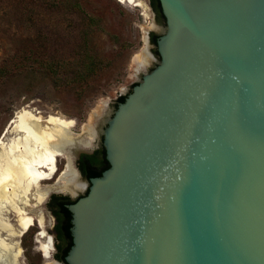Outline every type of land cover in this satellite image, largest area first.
<instances>
[{
  "label": "water",
  "instance_id": "95a60500",
  "mask_svg": "<svg viewBox=\"0 0 264 264\" xmlns=\"http://www.w3.org/2000/svg\"><path fill=\"white\" fill-rule=\"evenodd\" d=\"M159 3V59L104 118L62 264H264V0Z\"/></svg>",
  "mask_w": 264,
  "mask_h": 264
},
{
  "label": "rangeland",
  "instance_id": "374dc122",
  "mask_svg": "<svg viewBox=\"0 0 264 264\" xmlns=\"http://www.w3.org/2000/svg\"><path fill=\"white\" fill-rule=\"evenodd\" d=\"M140 1L142 5L121 0H0V156L11 138L6 129L26 109L43 117L52 114L73 120L69 132L74 147L69 151L79 170V155L99 145V129L118 97L127 95L142 73L159 59L150 33L159 35L164 19L155 12L151 0ZM143 47L152 58L145 69L135 72L131 60ZM100 108L103 112L93 125L96 131L92 144L75 154V143L88 137L85 126ZM65 164L66 154L61 153L56 172L40 181L41 190L51 189L45 200L37 205L34 190L29 194L27 209L35 224L13 238L2 235L13 244L11 253H19V264L63 262L55 257V220L49 201L56 195L76 199L88 187L87 178L81 174L86 186L75 193L51 188L57 185ZM40 215L43 228L37 219ZM9 216L18 230L17 217L12 211ZM42 229L44 236L39 235ZM48 236L53 244L49 260L40 249Z\"/></svg>",
  "mask_w": 264,
  "mask_h": 264
},
{
  "label": "bare ground",
  "instance_id": "6f19581e",
  "mask_svg": "<svg viewBox=\"0 0 264 264\" xmlns=\"http://www.w3.org/2000/svg\"><path fill=\"white\" fill-rule=\"evenodd\" d=\"M142 5L140 0H121ZM146 42V39H144ZM152 56L143 47L142 51L132 57L131 64L135 72L142 71L150 62ZM105 103L101 107H104ZM102 108L92 114L85 129L87 138H80L75 143V154L92 144L95 137L94 123L102 114ZM73 120H67L60 116L48 115L43 117L29 110H22L12 120L6 131L11 133L9 144L0 156V264H19V253H11L13 244L4 240L2 235L13 238L21 235L35 224V218L29 214V194L34 190L35 204L45 200L49 190H41L40 181L50 179L57 170V156L66 154V164L56 189L66 188L72 193L85 188L86 184L80 179L78 170L74 165L73 154L69 151L73 146L74 138H70L69 129ZM5 134L6 135V132ZM3 135V137H4ZM77 139V138H76ZM3 141L0 139V145ZM74 147V146H73ZM74 154V155H75ZM62 181V182H61ZM32 196V195H31ZM31 198V197H30ZM12 211L17 217L18 230L10 220L9 212ZM38 223L43 228V217L38 216ZM44 236L45 230L39 232ZM40 249L48 260L53 249L52 237L41 242ZM10 252L11 254L5 256ZM46 264H62L59 261L50 260Z\"/></svg>",
  "mask_w": 264,
  "mask_h": 264
},
{
  "label": "trees",
  "instance_id": "16d2710c",
  "mask_svg": "<svg viewBox=\"0 0 264 264\" xmlns=\"http://www.w3.org/2000/svg\"><path fill=\"white\" fill-rule=\"evenodd\" d=\"M151 4L155 10V12L163 17V14L161 12V7L159 0H151ZM158 35L154 34L153 32L150 33V41L154 45H156V40H157ZM154 53L158 56V52L156 49L153 50ZM126 95H120L118 97V102H122L124 100ZM97 151L95 153H83L81 155L80 160H78V168L83 174L84 177L87 179L93 176H99L101 172L106 169L109 164L106 163L103 168H100L101 162H106V157H99L97 156ZM105 154V151L103 149V155ZM52 198H57L61 199L63 201H66L67 203H71L74 200H71L68 196H53ZM63 202H60L56 208H53V213L56 216L57 223L55 225V228L57 229L58 236L56 237V242L55 247L57 249V252L55 253V257L59 259L60 261H64V256L66 255L69 247L72 244V241L66 246H63L62 244V232L70 236V226H71V213L68 210V208L65 206V204H62ZM61 250V254H59V251Z\"/></svg>",
  "mask_w": 264,
  "mask_h": 264
},
{
  "label": "flooded vegetation",
  "instance_id": "af4514ba",
  "mask_svg": "<svg viewBox=\"0 0 264 264\" xmlns=\"http://www.w3.org/2000/svg\"><path fill=\"white\" fill-rule=\"evenodd\" d=\"M151 3V2H150ZM163 19H164V16H163ZM164 23H165V19H164ZM164 23H163V25H164ZM156 50H157V48H156ZM158 52V51H157ZM158 57H159V54H158ZM117 104H118V100H117V102H116V105H115V108H116V106H117ZM115 108H113V110L115 109ZM101 135V137H102V134H100ZM103 149H104V147H103V145H102V139L101 140H99V145L93 150V151H91V152H89V153H95L96 151H97V156H99V157H106V155L104 154L103 155ZM104 151H105V149H104ZM83 153H81L80 155H79V157H78V160H80V158H81V155H82ZM106 163H108V161H107V159H106V162H101V164H100V168H103V166H105V164ZM78 161H77V166H78ZM109 164V163H108ZM80 174H82V173H80ZM83 175V174H82ZM56 196H66V195H56ZM71 200H74L72 197H69ZM60 202H63L62 204H66V201H63V200H61V199H57V198H51L50 199V201H49V206H50V208H51V210H53V208H56L57 207V205L60 203ZM52 213H53V211H52ZM53 215H54V233H55V237H57L58 236V232H57V229L55 228V225H56V223H57V219H56V216H55V214L53 213ZM62 244H63V246H66V245H68L69 243H70V241H72V235H71V233H70V236H68L67 234H65L64 232H62ZM57 242H58V240H56ZM59 254H61V250L59 251Z\"/></svg>",
  "mask_w": 264,
  "mask_h": 264
}]
</instances>
